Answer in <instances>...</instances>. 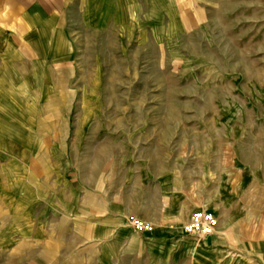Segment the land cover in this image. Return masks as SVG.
<instances>
[{"label": "rangeland", "instance_id": "374dc122", "mask_svg": "<svg viewBox=\"0 0 264 264\" xmlns=\"http://www.w3.org/2000/svg\"><path fill=\"white\" fill-rule=\"evenodd\" d=\"M128 1L110 17L96 12L102 6L73 16L70 63L2 76L0 193L23 182L43 195L89 173L97 155L126 160L157 139L187 159L196 135L232 134L252 118L237 114L264 107V0H177L183 6L158 10ZM1 241L5 264L11 248Z\"/></svg>", "mask_w": 264, "mask_h": 264}, {"label": "crops", "instance_id": "0c3cea01", "mask_svg": "<svg viewBox=\"0 0 264 264\" xmlns=\"http://www.w3.org/2000/svg\"><path fill=\"white\" fill-rule=\"evenodd\" d=\"M173 1L133 3L183 6ZM128 2L0 0V83L25 64L70 63L73 16L102 6L96 12L110 17ZM241 112L252 118L238 121L232 134L196 135L199 145L187 159L168 138L157 139L126 160L97 155L89 173L65 177L43 195L23 182L17 193H0V237L11 248L5 264H264V107ZM197 210L214 215L218 226L204 240L183 239L180 228ZM127 217L153 225L155 234L133 233Z\"/></svg>", "mask_w": 264, "mask_h": 264}, {"label": "built area", "instance_id": "2783aa9c", "mask_svg": "<svg viewBox=\"0 0 264 264\" xmlns=\"http://www.w3.org/2000/svg\"><path fill=\"white\" fill-rule=\"evenodd\" d=\"M127 225L133 233L141 235L155 234V227L140 218L127 217ZM218 226V221L214 215L205 210H197L190 215L189 220L184 223L180 232L182 235L204 240L213 235Z\"/></svg>", "mask_w": 264, "mask_h": 264}]
</instances>
